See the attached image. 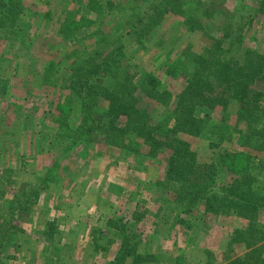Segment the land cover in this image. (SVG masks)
Instances as JSON below:
<instances>
[{
	"label": "rangeland",
	"instance_id": "rangeland-1",
	"mask_svg": "<svg viewBox=\"0 0 264 264\" xmlns=\"http://www.w3.org/2000/svg\"><path fill=\"white\" fill-rule=\"evenodd\" d=\"M151 1L7 0L0 10V264H108L126 236L134 249L124 264H223L252 251L264 259V209L253 217L215 204L208 211L204 197L189 204L181 182L206 183L217 127L226 166L208 194L264 197V113L239 120L242 105L214 89L177 118L187 84L165 73L180 54L219 41L221 57L243 59L251 49L263 58L264 11L255 0H184L152 19ZM195 21L201 29L191 28ZM110 53V69L96 76ZM74 72L92 83L93 110L133 91L136 107L150 113L148 129L122 131L123 115L113 142L98 133L83 145L88 121L70 89ZM145 73L172 95L169 105L141 89ZM156 124L171 132L153 146L146 134ZM237 228L251 236L229 251Z\"/></svg>",
	"mask_w": 264,
	"mask_h": 264
},
{
	"label": "trees",
	"instance_id": "trees-1",
	"mask_svg": "<svg viewBox=\"0 0 264 264\" xmlns=\"http://www.w3.org/2000/svg\"><path fill=\"white\" fill-rule=\"evenodd\" d=\"M176 1L181 4L184 0H152L151 4H153L152 8H154V14L151 18L155 19L157 14L163 12L167 5L173 4L175 7L174 2ZM255 1L257 3V10L264 11V0ZM214 3H211V5H214ZM7 5V0H0V10ZM191 28L193 30L201 29L202 25H200L198 21H195ZM221 50L222 47L220 46L219 41L217 47L207 48L204 53L191 54L190 56L189 54H186L185 56L180 54L175 60L167 64L165 71L166 75L174 79L183 77L187 84H185L186 87H184L178 95L179 101L175 108V112L177 113L180 111V115L177 118H182L184 116V113L182 112L186 111L185 105L190 106V109L194 110L196 105L195 100L199 96H203L205 92L215 91L214 89L220 90V99L224 100L228 97L242 105V109L246 112V115L240 116L239 120L246 118L247 115H251L257 110L264 113V107H261L262 100H264V90L256 89L258 84H264V57L258 59L253 50L247 49L244 52L243 59L235 60L221 57ZM113 60H115L114 54L110 53L106 56L103 64L98 66L93 73L98 76L99 74L108 71ZM75 73L76 72H74L71 77L72 84L70 89L81 98L82 108L85 112L84 117L85 120L88 121V123L84 124L86 128L83 131V145L90 144L93 139L96 140L98 133H105L106 138H108V140L110 138V141L113 142L114 137L111 135V132L116 129V124L121 120L123 115L127 117V124L126 127L121 129L122 131H128L129 128H134L139 125L148 129V125H145L149 122L150 113L146 109L136 107V104L134 103V100L136 99L132 95L133 91L129 94L128 89L126 90L124 101H122L121 104L115 102L106 110H93V107L89 103L88 96L91 93L92 83L89 78H86L84 75H77V73ZM160 83L161 81L159 78L151 73H145L142 77L140 87L146 91L149 96L154 97L159 103L169 105L171 103L170 98H172V95L167 91H161ZM208 99L206 102H210ZM194 101L195 105H193ZM256 102L261 105H258L255 109V106H253L252 103ZM178 114L179 113H177L176 116ZM186 119L188 118H185V120ZM141 120L144 121L142 122ZM151 128L152 129L149 130L146 135L147 140L153 146L161 144V141L156 138L157 135L158 137L167 136V134L171 132L169 127L162 124L152 125ZM213 132L217 135L220 133V138L217 141L210 142L214 155L211 163H207L204 167L206 176L208 177L205 181L206 183L200 185L199 183L196 184L193 181H188L186 178L181 179L182 184L190 188L188 190L191 194L189 204H194L201 197H204L207 202L206 208L208 211L214 212L215 204L217 206L216 209L222 211L224 214L238 211L239 215L253 217L258 213V210L264 209V197H253L248 194L245 196H236V194L229 192L223 195L218 192L208 194L217 183L218 177H221L222 171L224 170L223 168L226 166V152L222 151L219 147V144L224 140V135L221 134L217 127ZM174 171H176V169ZM178 177H183V175L179 174ZM35 193L38 195V191H35ZM26 203H29V201H26ZM23 211H21V213ZM137 217L139 218V216ZM249 233H252L250 228H237L231 236L230 244L233 247H231L229 251L234 250L237 245L246 242L248 236H251ZM53 236V231H49L48 237L53 239L55 238ZM128 240L129 237L126 236L124 241H122V246L119 249V252L113 260L109 261L108 264H124L123 262L125 258L129 256L134 249V244H130ZM2 247H5V244H3ZM97 248H100V246H97ZM263 263L264 259L261 258L260 252L255 253V251H252L243 256L236 255L228 261H225L223 264Z\"/></svg>",
	"mask_w": 264,
	"mask_h": 264
}]
</instances>
